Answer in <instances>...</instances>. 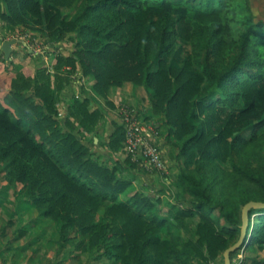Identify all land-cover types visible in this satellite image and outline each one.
Listing matches in <instances>:
<instances>
[{
    "label": "trees",
    "instance_id": "16d2710c",
    "mask_svg": "<svg viewBox=\"0 0 264 264\" xmlns=\"http://www.w3.org/2000/svg\"><path fill=\"white\" fill-rule=\"evenodd\" d=\"M0 18L31 19L48 41L75 45L54 55L53 73L17 72L0 99V180L21 183L61 225L58 248L107 264H211L220 256L224 264L241 237L243 208L264 202V21L251 0H0ZM182 39L191 50L177 64L171 57ZM79 69L106 100L128 82L149 92L152 116L164 118L184 163L167 211L157 209L160 196L135 191L132 169L147 170L130 155L111 166L90 149L87 134L105 117L91 97L73 99L59 117ZM125 139L117 124L103 146L115 157ZM249 216L232 264L243 249L264 250V208Z\"/></svg>",
    "mask_w": 264,
    "mask_h": 264
},
{
    "label": "rangeland",
    "instance_id": "374dc122",
    "mask_svg": "<svg viewBox=\"0 0 264 264\" xmlns=\"http://www.w3.org/2000/svg\"><path fill=\"white\" fill-rule=\"evenodd\" d=\"M253 11L256 15L257 21H264V0H251ZM76 8L65 9L66 15L70 16L76 12ZM17 39V43L12 46V53L10 58H6L1 44L6 40ZM49 37L44 25H37L33 20L28 19L27 23L10 25L2 18H0V99L7 93L9 83L17 72L25 74V68H34L37 71L38 67H46L50 72H54L52 63L54 62V55L61 53L64 55L72 54L75 50L73 42L64 40L59 43L48 41ZM190 45L188 41L182 39L179 41L177 52L171 57L175 63L181 64L190 52ZM82 70L79 69L72 76V82L67 87L66 93H69L62 100L68 104L73 99H84L91 97L92 108L101 109L107 114L100 123V131H103L104 138L107 139L111 132L115 129L117 124L124 125L123 112L129 108L139 118L140 122L147 126H157L159 136L157 142L162 150L164 156L165 168L163 170H148L144 166L142 159H133L136 163L141 165L147 171H141L138 168L132 169V172L138 175V179L134 180L135 191L140 190L149 193L153 198L161 197L162 202L157 209L160 212L167 211L166 204L168 202H175L178 194V189L175 186V181L179 173V169L184 166L183 157L180 155V146L176 142H170L167 138L169 130L162 126L165 120L162 116H152L144 111L148 110L152 113V105L150 103V94L141 86L128 87V83L124 87L110 90L108 99L114 103L115 107L107 104V100L102 98L93 90L95 81L92 78L82 77ZM10 90V89H9ZM136 92V93H135ZM65 90L63 91V94ZM71 94V95H70ZM136 96V97H133ZM61 100V101H62ZM61 103V102H60ZM58 104L59 117L63 120L67 118V113ZM107 119H109L107 121ZM165 125V124H164ZM254 122L245 129V134L249 136L252 133ZM125 127V126H124ZM125 143V141H124ZM103 151L109 155V152L104 148ZM111 155V154H110ZM180 155V157H179ZM121 160L127 157L124 150L119 153ZM105 160V158H102ZM107 161V160H105ZM112 166L111 161L109 162ZM226 168H230L228 163H225ZM5 173H2L4 176ZM5 182V184H4ZM165 188L164 192H159L160 189ZM255 214L253 218L256 216ZM196 221L193 226H195ZM0 225L5 228L1 234H7V238L18 239L22 238L25 241H39V246L36 248L37 254L44 256L46 264H107L108 262H97V260H89L88 257L81 255L78 259L69 256V250H60L57 253L58 246L53 244L60 238L61 225L51 218L45 217L40 213L37 206L24 194V187L21 183L10 184L8 181L0 180ZM34 239V240H33ZM72 255H79L73 252ZM49 257V258H47ZM77 257V256H76ZM67 259V260H65ZM264 261V250L261 249H243L235 258V264H257V261ZM211 264H223L222 256Z\"/></svg>",
    "mask_w": 264,
    "mask_h": 264
},
{
    "label": "crops",
    "instance_id": "0c3cea01",
    "mask_svg": "<svg viewBox=\"0 0 264 264\" xmlns=\"http://www.w3.org/2000/svg\"><path fill=\"white\" fill-rule=\"evenodd\" d=\"M1 56V55H0ZM0 62H1V57H0ZM54 63V62H53ZM52 63V66H53ZM37 71H35L34 68H25V74L27 76L30 77H34ZM12 82V81H11ZM11 82L9 83V87H8V91L9 89H11ZM127 84V83H125ZM125 84L122 86L124 87ZM131 86H136L130 82H128V87L126 88H130ZM122 87H119L122 88ZM115 88L118 87H112L110 90L112 91L113 89L115 90ZM132 88V87H131ZM137 88H141V86H138ZM7 91V92H8ZM136 93V92H135ZM69 96V93H65L63 94V97L65 98L66 96ZM71 95V94H70ZM71 97V96H69ZM136 97V96H133ZM66 101L62 100L60 105L61 107H63V109L66 111V113L68 114V108H67V104L65 103ZM151 103V101H150ZM146 112H148L149 114H152L151 112H149L148 110L144 111L143 114H145ZM104 115L106 116L107 114L104 113ZM105 120V118H104ZM109 119H107L108 121ZM110 121V120H109ZM100 126L98 127L97 131L95 133L92 134H87V142L90 143L89 147L92 151H95L97 153H99L100 155H103V157L105 158V160L107 161H112V158L114 159H121L119 154L117 156L114 157V155H108L106 152L103 151V142L104 140H107L104 138V134L103 131L99 130ZM113 163V162H111ZM5 181V180H3ZM5 184V182H4ZM4 226L0 225V264H46V258L44 256H40L39 254H37V250L36 248H38L39 241L38 240H34L31 241L29 239V241H25L24 239H22L21 237L18 239H10L7 238V234H1V232L4 230ZM53 246L57 247L58 246V241L56 240V242H54ZM57 253H61L60 249L58 248ZM49 258V257H47ZM67 260V259H65ZM51 264V263H50Z\"/></svg>",
    "mask_w": 264,
    "mask_h": 264
},
{
    "label": "built area",
    "instance_id": "2783aa9c",
    "mask_svg": "<svg viewBox=\"0 0 264 264\" xmlns=\"http://www.w3.org/2000/svg\"><path fill=\"white\" fill-rule=\"evenodd\" d=\"M126 139L124 150L133 159H142L148 170H163L165 168L164 156L157 142L158 127L144 126L136 113L129 108L123 112Z\"/></svg>",
    "mask_w": 264,
    "mask_h": 264
},
{
    "label": "water",
    "instance_id": "95a60500",
    "mask_svg": "<svg viewBox=\"0 0 264 264\" xmlns=\"http://www.w3.org/2000/svg\"><path fill=\"white\" fill-rule=\"evenodd\" d=\"M17 39L6 40L1 44V49L3 50L6 58H10L12 53V46L17 43ZM253 208H264L263 201H251L245 205L243 208V225H242V234L240 239L231 247H229L224 252V264H232L233 261L231 259V254L237 250H239L245 243L247 230L249 228L250 216L249 213Z\"/></svg>",
    "mask_w": 264,
    "mask_h": 264
}]
</instances>
